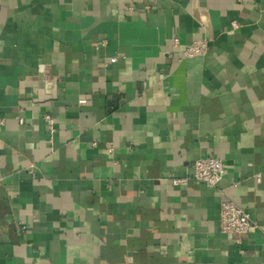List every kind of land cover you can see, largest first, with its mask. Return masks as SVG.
<instances>
[{"label": "crops", "instance_id": "0c3cea01", "mask_svg": "<svg viewBox=\"0 0 264 264\" xmlns=\"http://www.w3.org/2000/svg\"><path fill=\"white\" fill-rule=\"evenodd\" d=\"M0 119V264H264V0H0Z\"/></svg>", "mask_w": 264, "mask_h": 264}, {"label": "built area", "instance_id": "2783aa9c", "mask_svg": "<svg viewBox=\"0 0 264 264\" xmlns=\"http://www.w3.org/2000/svg\"><path fill=\"white\" fill-rule=\"evenodd\" d=\"M207 49L206 40L195 41L186 48L184 55L189 57L203 55L207 52ZM116 60L117 57L111 58V62H116ZM46 119L51 123L52 119L49 116H46ZM19 122L24 123V118L20 117ZM0 123H4V120L0 119ZM225 173L226 165L224 160L207 155L195 160L190 174L182 178H175L173 182L175 184H187L190 180H196L204 182L207 186L215 188L222 195H225L223 189L219 186ZM252 226L253 221L250 214L244 208L227 197L220 201V227L224 233L232 235L236 242H240L241 238L251 230Z\"/></svg>", "mask_w": 264, "mask_h": 264}]
</instances>
